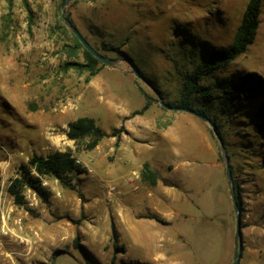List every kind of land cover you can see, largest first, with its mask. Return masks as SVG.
I'll return each mask as SVG.
<instances>
[{
    "label": "rangeland",
    "instance_id": "1",
    "mask_svg": "<svg viewBox=\"0 0 264 264\" xmlns=\"http://www.w3.org/2000/svg\"><path fill=\"white\" fill-rule=\"evenodd\" d=\"M64 1L0 0V264H231L236 213L220 143L201 118L164 107L154 88L178 100L182 71L200 51L232 41L248 0H71L66 14L81 33L119 59L99 60L95 75L67 64L87 59L62 18ZM112 46L133 60L105 49ZM228 69L264 77V0L255 40ZM142 90L151 105L133 114L146 101ZM263 100L209 109L225 117L241 189L238 264H264V144L253 130ZM83 115L106 132L123 130L88 149L89 138L67 136ZM56 150L81 171L68 185L43 177L49 202L25 187L16 204L8 186L20 165ZM146 163L154 184L142 176Z\"/></svg>",
    "mask_w": 264,
    "mask_h": 264
},
{
    "label": "trees",
    "instance_id": "2",
    "mask_svg": "<svg viewBox=\"0 0 264 264\" xmlns=\"http://www.w3.org/2000/svg\"><path fill=\"white\" fill-rule=\"evenodd\" d=\"M261 5L262 0H248L232 41L226 46H212L207 51H200L199 61L195 63L193 68L186 67L181 73L182 87L178 100L168 101L171 105L190 107L201 114L207 115L216 125L226 147L227 140L223 133L224 127L222 124L225 117H220L216 112L211 113L209 109H214L219 103L223 112L228 111L227 104H237L240 110H244L245 103H251L253 99L264 97V77L261 74L255 71L233 74L228 69L229 64L241 53L245 52L247 46L255 40L260 23ZM67 17L74 23L69 14H67ZM72 36L76 45L84 49L87 60L86 62L72 61L67 64L80 71H88L90 75L97 74L99 71L97 66L99 59L83 46L75 34H72ZM83 36L86 38L85 35ZM87 40L89 41V39ZM96 49L98 50L97 47ZM105 49L113 50L133 60L126 50H122L120 47L112 46ZM219 72L222 73L221 76H217ZM214 76H216L215 79L217 81L223 82L222 88L216 89L211 84ZM142 93L145 95L146 101L142 108L135 110L133 114H141L149 109L151 105V98L143 90ZM254 122L253 130L263 134L262 144H264V100L256 107ZM122 130L123 128L121 127L115 128L111 132H106L96 122L94 117L83 115L69 122L67 136L75 142L89 138L90 140L86 144L87 148L93 149L106 136H117L118 138ZM228 157L233 172L234 166L229 153ZM80 169L75 162V158L68 151L56 150L47 156L35 153L29 158L27 163L20 165L18 175L11 180L8 191L18 205L24 203L23 190L25 187L32 188L44 202H49L51 192L43 186L42 178L54 176L61 180L63 184L68 185L69 174L75 170L81 171ZM142 176L153 184L157 182L156 171L152 170L147 163ZM234 186L239 207L242 209L241 189L237 180H235ZM147 217L158 220V217L152 214ZM114 234L116 235V231L113 226ZM73 244L76 247H82L78 237H76Z\"/></svg>",
    "mask_w": 264,
    "mask_h": 264
},
{
    "label": "water",
    "instance_id": "3",
    "mask_svg": "<svg viewBox=\"0 0 264 264\" xmlns=\"http://www.w3.org/2000/svg\"><path fill=\"white\" fill-rule=\"evenodd\" d=\"M70 1L71 0H65L63 2V4H62V18L66 22L67 26L71 29V31L75 34V36L80 40V42L83 44V46L91 54L96 56L103 63H105L107 65L115 66L116 62H118L119 59L118 58H113V57H108V56L100 53L83 36L81 31L78 29V27L67 17L66 6H67V4ZM133 72L138 77L143 79V77L140 75V73L136 69L133 70ZM154 90L157 92V95L159 97V101L164 107H166L168 109H171V110H182V111H186V112L192 113V114L196 115L197 117L201 118L202 120H204L205 122H207L211 126L214 134L216 135V137H217V139H218V141L220 143L221 152H222V155H223L225 163H226V176H227V182H228V185H229V191H230V195H231V199H232V203H233V208H234V211L236 213V233H235V245H234V259H233L231 264H238L239 259H240V255H239V241H240V238H241V227H242L241 226V222H242L241 221V209L239 207V204H238V201H237V198H236L232 169H231V165H230L228 154H227L226 149H225L224 141L222 140V137L220 136V133L218 132L216 125L213 123V121L207 115L201 114V113L197 112L195 109L190 108V107L181 106V105H171L168 102L163 101V99L161 97V94H160V92H159V90L157 88H154Z\"/></svg>",
    "mask_w": 264,
    "mask_h": 264
},
{
    "label": "crops",
    "instance_id": "4",
    "mask_svg": "<svg viewBox=\"0 0 264 264\" xmlns=\"http://www.w3.org/2000/svg\"><path fill=\"white\" fill-rule=\"evenodd\" d=\"M122 143H123V141H122ZM122 147H123V145H121V149H122ZM129 156L131 157V154H129ZM128 157V156H127ZM132 158V157H131Z\"/></svg>",
    "mask_w": 264,
    "mask_h": 264
}]
</instances>
